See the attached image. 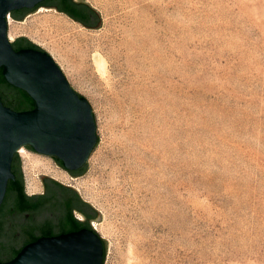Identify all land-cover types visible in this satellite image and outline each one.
<instances>
[{"label":"rangeland","instance_id":"rangeland-1","mask_svg":"<svg viewBox=\"0 0 264 264\" xmlns=\"http://www.w3.org/2000/svg\"><path fill=\"white\" fill-rule=\"evenodd\" d=\"M80 2L97 28L46 8L6 19L96 130L79 176L18 150L26 194L40 176L73 188L98 214L103 264H264V0Z\"/></svg>","mask_w":264,"mask_h":264},{"label":"water","instance_id":"water-1","mask_svg":"<svg viewBox=\"0 0 264 264\" xmlns=\"http://www.w3.org/2000/svg\"><path fill=\"white\" fill-rule=\"evenodd\" d=\"M51 7L86 28L100 25L82 2L0 0V264H103L104 243L88 224L98 214L73 189L40 176L44 194H24L18 150L51 157L79 176L96 144L89 103L53 59L27 39L11 44L7 36L8 16L21 22Z\"/></svg>","mask_w":264,"mask_h":264},{"label":"flooded vegetation","instance_id":"flooded-vegetation-1","mask_svg":"<svg viewBox=\"0 0 264 264\" xmlns=\"http://www.w3.org/2000/svg\"><path fill=\"white\" fill-rule=\"evenodd\" d=\"M74 3H79L81 0H72ZM51 9H54V10H56L54 7H51ZM61 14H63V15H65L67 18H69L70 20H72V21H74V22H76V23H78V24H80L79 22H77V21H75V20H73V19H71L70 17H68L64 12H60ZM80 25H82V24H80ZM69 173V172H68ZM23 178V177H22ZM23 184H24V180H23ZM62 186H65V185H63V184H61ZM65 187H69V188H71L70 186H65ZM71 189H73V188H71ZM24 194H25V196H27V197H31L32 195H27L26 194V191H25V185H24ZM44 194V188H43V185H42V193L41 194H38V195H43ZM78 195V194H77ZM79 196V195H78ZM80 198V197H79ZM81 199V198H80ZM81 201L82 202H84L82 199H81ZM84 203H86V202H84ZM87 204V203H86ZM72 214H73V217L76 219V220H78V221H80V222H83L84 221V218H83V216L79 213V212H77V211H75L74 209L72 210ZM74 214H77L78 215V218H76L75 216H74ZM93 220L92 219H89L88 220V224H89V226H90V228H91V225H90V223L92 222ZM92 229V228H91Z\"/></svg>","mask_w":264,"mask_h":264},{"label":"bare ground","instance_id":"bare-ground-1","mask_svg":"<svg viewBox=\"0 0 264 264\" xmlns=\"http://www.w3.org/2000/svg\"><path fill=\"white\" fill-rule=\"evenodd\" d=\"M93 61H94V65H95V68H96V71L100 74V75H103L106 71V62L105 60L100 56V55H97V56H93ZM20 153H22V149L19 150ZM97 231L98 229L95 228Z\"/></svg>","mask_w":264,"mask_h":264},{"label":"trees","instance_id":"trees-1","mask_svg":"<svg viewBox=\"0 0 264 264\" xmlns=\"http://www.w3.org/2000/svg\"><path fill=\"white\" fill-rule=\"evenodd\" d=\"M37 9V8H36ZM59 12V11H58ZM35 46V45H34ZM33 152V151H32ZM63 169V168H62ZM23 186H24V184H23ZM105 254V253H104Z\"/></svg>","mask_w":264,"mask_h":264}]
</instances>
